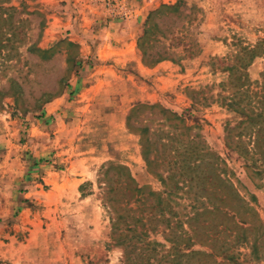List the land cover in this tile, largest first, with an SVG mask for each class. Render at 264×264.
I'll use <instances>...</instances> for the list:
<instances>
[{
    "label": "rangeland",
    "instance_id": "1",
    "mask_svg": "<svg viewBox=\"0 0 264 264\" xmlns=\"http://www.w3.org/2000/svg\"><path fill=\"white\" fill-rule=\"evenodd\" d=\"M140 1L127 0L118 9L112 0H0V116L12 123L10 148L4 155L0 151V264H168L170 229L191 234L189 217L209 205L238 212L250 229L234 252L242 264H264V133L255 143V130L241 125V116L226 106L240 94L228 85V66L243 73L253 91L262 81L264 0H179L184 16L158 21L183 38L175 61L148 71L135 61L99 60L102 32L109 24L130 22ZM177 1L145 0L152 4L146 18ZM146 18L135 45L140 63L137 39ZM248 49H255V58ZM100 63L108 68H94ZM100 75L108 84L88 102L92 90L87 91ZM138 87L147 95L143 101L135 99ZM139 104L181 115L192 128L189 136L214 155L201 165L218 163V174L250 209L241 201L220 203L222 188L215 192L196 183L171 197V213L152 199L145 207L125 205L115 171L105 184L110 163L126 166L139 186L165 191L148 172L139 137L127 128L128 115ZM161 118L158 108L142 109L130 125L160 138ZM110 196L119 202L116 211L109 207ZM214 218L200 220H222ZM58 224L72 230L59 233Z\"/></svg>",
    "mask_w": 264,
    "mask_h": 264
},
{
    "label": "trees",
    "instance_id": "2",
    "mask_svg": "<svg viewBox=\"0 0 264 264\" xmlns=\"http://www.w3.org/2000/svg\"><path fill=\"white\" fill-rule=\"evenodd\" d=\"M182 5V1L178 0L173 5H161L148 14L143 31L137 39V50L141 55L144 67L150 68L164 61H175L174 58L178 53H174V51L176 46L182 44L183 38L178 36V33H172L167 27H160L158 21L163 23L172 15L183 17L184 7ZM68 45L73 46L71 43ZM182 46L183 51L188 50L187 45ZM245 53L250 55V59L256 57L255 49L245 50ZM262 55L264 56V51ZM227 70L230 73L228 85L235 87L240 94L238 97L232 96L230 103L226 106L241 116V125L247 124L255 130V143H259L264 133V72L262 81L256 83L259 87L253 91L250 89V82L243 73H238L237 69L232 66H228ZM155 108H158L162 117L161 123L164 130L160 132H165L161 133L163 138H154V134H151L146 127L133 129L130 125V120L137 117L140 110H154ZM127 128L139 137L141 156L148 172L160 179L165 191L157 193L139 186L126 166L110 163L103 172L105 184L110 182V172L115 171L119 177L117 180V184H120L118 189L123 192L126 198L125 205L145 207L152 199L156 203L155 207L166 208L171 213L174 208L171 197L177 196L184 188L191 189L196 183L205 187L206 190L213 187L215 192H217V188H222L224 195L218 191V194L221 195L217 197L220 203L226 204L230 200H236L241 201L246 210L250 209L233 185L218 174V163H206L204 167L201 165L205 162L206 156L213 157L214 155L206 147L196 143L195 136H189L192 128L186 124L181 115L160 106L139 104L131 109L127 119ZM185 134L188 135L186 140L179 139ZM175 140L178 142L176 145H174ZM256 147L260 148L259 145ZM201 167L207 168L209 172L207 174L199 173L198 170ZM158 170L165 172L166 175L159 174ZM108 191L114 192L113 187L109 185ZM218 194L216 195L218 196ZM110 201L113 204L109 207L116 211L119 208L118 200L110 196ZM222 206L209 205L201 210L196 209L188 219V230L191 234L184 230L177 234L173 228L170 229L171 239L169 242L171 246L167 255H170L171 258L167 261L168 264H242L239 261V254L234 252V245L242 241L245 242L246 238L243 233L249 231L250 228L245 227L247 223L237 211L228 209L227 205ZM129 211H132V207H129ZM214 216H218L222 220L211 224L210 221H214ZM201 217L210 221H202ZM199 221L202 226L198 225ZM256 251L257 245L254 243L252 252Z\"/></svg>",
    "mask_w": 264,
    "mask_h": 264
},
{
    "label": "crops",
    "instance_id": "3",
    "mask_svg": "<svg viewBox=\"0 0 264 264\" xmlns=\"http://www.w3.org/2000/svg\"><path fill=\"white\" fill-rule=\"evenodd\" d=\"M151 2L145 3V0H142L140 2H135L132 11L133 15L131 18V21H127L124 24H120L118 27L117 25L109 24L108 28H106L102 33V41L98 44L97 53L99 56V60H107V59H113L114 62L120 63L121 65H125L127 62L130 61H135L137 64V67L140 69L148 70V68L144 67L142 63H140L135 56V45H136V38L139 33V25L145 20L147 13L151 9ZM129 22V23H128ZM97 65V64H96ZM90 66H93L90 65ZM90 66H88L90 68ZM108 68V66H105V63H100L98 66L94 65V68ZM111 67V66H109ZM113 67V66H112ZM111 67V68H112ZM86 68V67H84ZM96 68V69H97ZM114 68V67H113ZM110 70V69H109ZM97 73V72H96ZM116 75V73H115ZM117 79L118 77H115V82L114 84H117ZM138 81L140 79L137 78ZM108 81L106 77L104 78L103 76H99L93 79L92 83L94 86H91L87 92L91 91L90 93H87L85 100L86 101H91L95 100V96L99 95L101 89L99 86H104V84H108ZM112 79L110 80V82ZM121 84V83H120ZM100 90V91H99ZM135 95L136 101H143V99L147 96L143 92L144 88L138 87ZM140 90V91H139ZM11 122L5 118H2L0 116V151H2V155H4L5 150L7 151L10 148V129H11ZM58 132V130L55 131V133ZM7 153V152H6ZM51 211L53 209L50 208ZM52 224V223H51ZM60 226V227H59ZM57 230H59V233H61V230L65 229L66 230H72L70 227L66 226L65 228L61 225L58 224V227L56 226ZM98 227H95V230H97ZM70 236H67V238ZM70 239V238H68ZM76 238L74 237V240ZM65 242V241H64ZM70 243L69 241L66 242L64 245ZM63 246V244H61ZM69 253H66L68 255ZM60 260L63 262H66V259H62L60 257Z\"/></svg>",
    "mask_w": 264,
    "mask_h": 264
},
{
    "label": "built area",
    "instance_id": "4",
    "mask_svg": "<svg viewBox=\"0 0 264 264\" xmlns=\"http://www.w3.org/2000/svg\"><path fill=\"white\" fill-rule=\"evenodd\" d=\"M103 1L104 2L108 1L109 3L111 2V0H103ZM112 1H113L112 4H111V5H113L112 7L116 8V6H117L118 9H123L125 7V5H126V1L127 0H112Z\"/></svg>",
    "mask_w": 264,
    "mask_h": 264
}]
</instances>
